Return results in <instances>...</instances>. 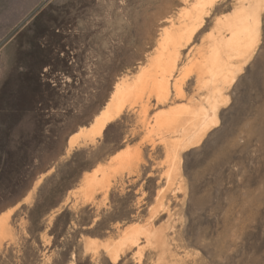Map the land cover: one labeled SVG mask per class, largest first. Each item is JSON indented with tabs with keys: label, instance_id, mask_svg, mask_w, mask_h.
I'll return each instance as SVG.
<instances>
[{
	"label": "rangeland",
	"instance_id": "rangeland-1",
	"mask_svg": "<svg viewBox=\"0 0 264 264\" xmlns=\"http://www.w3.org/2000/svg\"><path fill=\"white\" fill-rule=\"evenodd\" d=\"M236 4L219 0L195 47ZM181 7L180 0H0V213L10 210L11 225L0 264H264V9L260 39L228 87L218 123L181 153L178 174L166 178L160 137L135 110L66 151L119 77L145 61L161 18ZM194 76L185 79L182 102L201 97ZM150 103L149 123L160 107ZM126 146L140 149L137 171L84 197L82 176ZM135 221L160 230L164 258L142 238V251L124 247L108 257L102 245ZM91 239L96 251L86 249Z\"/></svg>",
	"mask_w": 264,
	"mask_h": 264
},
{
	"label": "bare ground",
	"instance_id": "bare-ground-1",
	"mask_svg": "<svg viewBox=\"0 0 264 264\" xmlns=\"http://www.w3.org/2000/svg\"><path fill=\"white\" fill-rule=\"evenodd\" d=\"M180 2V10L161 18L154 46L145 61L138 65L134 73L119 77L107 101L91 122L79 127L68 138L67 152L80 136L93 141L124 110H135L139 123L142 126L150 124L147 126L149 133L160 137L168 163L166 178H169L179 172L181 153L198 144L204 134L218 123V112L227 101L228 87L235 81L237 72L250 58L260 39L264 0H237L230 13L215 17L212 30L207 31V36L203 35L205 44L198 47L193 42L205 24V18L218 8L219 0ZM186 47L188 50L184 55ZM184 57L190 58V61L185 63ZM190 73H194L197 88L202 94L201 97L182 102L186 98L185 79ZM151 98L154 105L160 107L149 123L146 116ZM140 156L139 148L126 146L119 150L107 163L98 164L82 176L79 186L81 194L89 198L116 176H122L123 172L131 174L137 171ZM9 215L10 210L0 213V240L11 234ZM152 225L136 221L129 223L117 241L106 242L102 247L113 261L124 247H138L137 251L140 252L146 246L163 250L160 251L163 253L168 241ZM141 238L144 246H140ZM85 246L87 250L96 251L98 243L91 239ZM165 253L161 254L162 258Z\"/></svg>",
	"mask_w": 264,
	"mask_h": 264
},
{
	"label": "snow or ice",
	"instance_id": "snow-or-ice-1",
	"mask_svg": "<svg viewBox=\"0 0 264 264\" xmlns=\"http://www.w3.org/2000/svg\"><path fill=\"white\" fill-rule=\"evenodd\" d=\"M44 71H45V73H47L48 69H45Z\"/></svg>",
	"mask_w": 264,
	"mask_h": 264
}]
</instances>
